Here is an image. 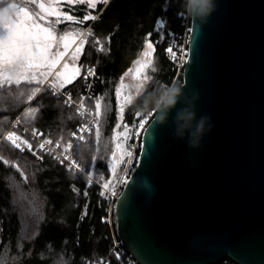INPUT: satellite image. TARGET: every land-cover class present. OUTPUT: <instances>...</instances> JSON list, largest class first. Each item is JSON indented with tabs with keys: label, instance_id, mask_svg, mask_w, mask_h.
Here are the masks:
<instances>
[{
	"label": "water",
	"instance_id": "obj_1",
	"mask_svg": "<svg viewBox=\"0 0 264 264\" xmlns=\"http://www.w3.org/2000/svg\"><path fill=\"white\" fill-rule=\"evenodd\" d=\"M181 85L215 127L192 148L154 114L117 233L139 264H264V0H218L207 24L192 18Z\"/></svg>",
	"mask_w": 264,
	"mask_h": 264
},
{
	"label": "trees",
	"instance_id": "obj_2",
	"mask_svg": "<svg viewBox=\"0 0 264 264\" xmlns=\"http://www.w3.org/2000/svg\"><path fill=\"white\" fill-rule=\"evenodd\" d=\"M76 8V14H86L84 5ZM181 11L180 0H109L90 11L95 20L79 24L84 34L82 72L63 89L80 101L88 87L85 69L94 66L97 77L85 105L95 109L97 123L79 142L82 150L77 151L78 142L72 150L85 171L69 169L66 162L60 164L49 152L41 151V160L7 141L0 144V264H137L123 245L114 250L115 240H121L114 222L117 199L113 201L103 184L109 182L110 188L116 185L112 169L115 132L125 124L137 125L148 112L137 107L140 97L136 95L121 113L116 88L141 56L147 40L154 43L155 50L151 79L144 93L161 83H173L177 69L168 59L167 49L170 34H184ZM161 20L162 27L157 24ZM183 82L184 74L179 83ZM29 94L33 96L31 101L27 100ZM137 111L139 117L135 116ZM18 118L24 125L38 128L52 143L60 140L56 145L63 151L67 141L76 140L71 132L77 133L87 123V117L48 84L34 80L7 85L0 80V136ZM17 130L23 129L18 125ZM133 140L134 135L131 143ZM140 152L141 147L133 170ZM119 175L117 172L115 178ZM101 191L104 196L99 195ZM217 264L237 263L227 259Z\"/></svg>",
	"mask_w": 264,
	"mask_h": 264
},
{
	"label": "snow or ice",
	"instance_id": "obj_3",
	"mask_svg": "<svg viewBox=\"0 0 264 264\" xmlns=\"http://www.w3.org/2000/svg\"><path fill=\"white\" fill-rule=\"evenodd\" d=\"M77 0H68L69 5L75 4ZM103 4H108L109 0H102ZM87 4L90 8L95 9L97 7V0H87ZM40 8L44 9L45 6L43 3L40 4ZM12 10H15L14 15H10L8 19L7 24H0V76L3 77V83L7 85L15 84L19 85L21 81H34L36 80V71L41 68L44 65H47L49 68L54 67L61 59V57L64 56L63 52H59L57 54H51L50 48L52 47L53 42L56 40V36L54 35L51 28L43 27L40 23L36 21V19L33 17V15L29 12V10L17 3H7L5 4L4 0H0V12L8 11L12 12ZM46 11L49 13L54 12L55 10L51 7L47 8ZM63 15L64 19L67 21H77L78 17L76 15H71L67 12L58 14ZM181 17H185L186 13L181 11L180 12ZM84 21H87L89 19L95 20L96 17L92 15L91 12L87 13L82 18ZM157 24L161 27L164 24V21H157ZM189 32L192 31L191 28L187 29ZM91 34V33H87ZM151 33H148V36H151ZM65 44L64 47H68L67 37H65ZM147 49L144 52V55H148V50L153 49V43L151 40L146 41ZM83 47V44L78 45L76 47L74 56H78L81 53V49ZM167 51L169 53H172L173 59H176V55L173 52L172 47H168ZM182 51L183 47H182ZM193 59L197 60L198 57L195 54V50H193ZM187 54L185 52L184 55L181 56V60H186ZM137 64H139V67L136 69L137 77L138 74L147 66L145 63H141L140 61H136ZM148 63H151L149 61ZM64 68L67 69L68 65L65 64ZM89 73L92 72V69L89 68L87 70ZM133 69L129 68L128 71L124 73V76H128L130 72H132ZM60 77H63V81L61 83H56L55 81H50L49 85L51 87H54L56 90H59L62 87V84L64 81L71 82L73 81L77 76L80 75V69L77 67H73L71 72H61L58 74ZM145 80L151 79V77H144ZM121 87H124L128 89L127 94L123 95L121 94ZM121 87L116 88V97L118 99H122L123 103H130L132 99V92L130 90V86L123 84V76L121 77ZM141 87L140 84L136 85V88L139 89ZM39 89H36L38 91ZM20 96L23 95V93H19ZM19 98V97H17ZM33 99V96L29 94L27 96V100L31 101ZM67 102H72V98L69 95ZM96 108H100V101L97 100L96 102ZM29 111H34L33 109H29ZM79 111V109H77ZM120 112H124V108H120ZM153 113H156L155 110H152L148 112L142 119L139 120L138 125H134L136 128L137 135H139L140 130L147 131L145 128V123L148 120L150 116H152ZM141 113L137 111L135 113V116L139 117ZM121 119H123V116H121ZM156 120V117H155ZM119 127V125H117ZM151 127V125H150ZM129 125L125 124L124 129L125 131L122 133L125 140H127L130 137V133L128 131ZM81 132L84 131L83 128L80 129ZM14 132L8 133V138L12 141V143L17 147L20 148L21 144L17 143V139H13L15 137ZM72 137L76 138L77 140V151H81L82 147L80 145V141H84L85 137L83 135L77 136L76 132H71L70 134ZM120 135V134H118ZM97 137H99V130L97 129ZM47 144H52L51 140L46 141ZM57 145L60 144V140H57L55 142ZM23 144L27 145V148L29 150L33 149V145L28 142V140H23ZM46 144L44 142H41L38 144V148L45 149ZM73 148V143L71 140L66 142V147L64 149V152H68L69 149ZM116 149L118 150L119 155L117 152H113L112 156L116 163L113 164V172H115L116 164L123 162V158L126 156L127 161L126 163L128 165L133 164V157L134 153L131 150H128L123 146V143H117ZM51 153V149H46ZM99 151V149H97ZM63 156V153H59L56 155V158L59 160L60 164H64L65 158H69L71 156V153H68V157L61 158ZM41 160H43V156L39 157ZM96 156L92 157V160H95ZM75 166V169L83 173L85 171L84 168L81 167L80 164L76 162L75 159H72L71 162L68 164V168L71 169ZM89 177H91L92 173L89 171L87 173ZM27 179V177H25ZM91 183V181H89ZM103 188L105 190H109L112 195H115L114 188H110L109 182H105L103 184ZM84 195H87V192L84 193ZM100 196H104L105 192L101 191L99 193ZM117 255H119L117 253Z\"/></svg>",
	"mask_w": 264,
	"mask_h": 264
},
{
	"label": "rangeland",
	"instance_id": "obj_4",
	"mask_svg": "<svg viewBox=\"0 0 264 264\" xmlns=\"http://www.w3.org/2000/svg\"><path fill=\"white\" fill-rule=\"evenodd\" d=\"M4 2H5V4H7V3H17V4H20V5L24 6V7H26L29 10V12L33 15V17L36 19V21L38 23H40L43 27L51 28L53 33H54V35L56 36V40L53 42L52 47L50 48V53L51 54H57L59 52H63L64 53V56L61 57L60 61L54 67L49 68L47 65H44L41 68H39L36 71V81L38 80L39 82L41 81L43 84H48V85H49L50 81H55L56 83H61V81H63V77H60L58 74L61 73V72H66V71L67 72H71L73 67L79 68L80 69V74H81L82 66L80 64V57H81V54L83 52V47L81 49V53L78 56H74L73 54L75 53L76 47L78 45L83 44L82 38H83L84 34H83L82 28H81V26L79 24L83 23L85 21L82 19L83 16H80L79 14H76V12H77L76 6L80 7V6L84 5L85 7H87L85 13L86 14L89 13L93 9L88 6L87 0H77V2L75 4H72V5H69L68 0H4ZM100 2H102V0H97V5ZM41 3L44 4V6H45L44 9L40 8V4ZM49 7L53 8L55 11L52 12V13H49L48 11H46V9L49 8ZM65 12H67V13H69L71 15H76L78 17V20L77 21H67V20L64 19L63 15H58V14H62V13H65ZM14 14H15V10H12L10 15H14ZM62 24L64 25V27L61 26ZM65 37H67V42H68V47L67 48L64 47V44L66 42ZM153 46H154L153 49H149L148 50L149 54L147 56L144 55V52L147 49V46H146V48L142 52L141 56L137 60V61H140L141 63H145L147 65L138 74V78H135V77H137L136 69L139 67V64H137L136 62L131 67V69H133V71L130 72L128 74V76H124L123 77V84L130 86V90L132 92V99L136 96V93H137L136 85L140 84L141 87L139 89L144 90L147 82L150 80V79L145 80L144 77H146V76L151 77L152 65H153V54H154V50H155L154 43H153ZM149 61H151V63H148ZM65 64L68 65L67 69L64 68ZM87 67H86V69H87ZM86 69H85V76H86ZM78 77L79 76H77L76 78H78ZM0 80H3L2 76H0ZM73 81H71V83ZM67 83H69V82L68 81H64L63 84H62V87L60 89L64 90L63 87H65L67 85ZM119 87H121V81H120ZM52 88L56 92L55 88L54 87H52ZM127 91H128V89H126L124 87H121L122 96L127 94ZM83 96H82V99H83ZM89 97H91V96H88V98ZM88 98L85 99L84 103H86V100ZM75 101L78 102L77 100H75ZM119 101H120V104H121L122 107H125L128 104V103H123L122 99H119ZM69 103H71V102H69ZM87 109L90 110V111H93V113L96 116L95 123L93 124V127H95L96 123H97L98 115H97L95 109H89L88 107H87ZM128 125H129L128 131L130 133V137L127 140H125L124 136L122 135V133L125 131L124 126L122 128H120V129H118L115 132V135H114L115 152H117L118 155H119V153H118V150L116 149V144L117 143H123V146L125 148H127L128 150L133 151V153H134L133 164L132 165H128L126 163V161H127V157L126 156L123 158V162H120V163L116 164L115 172H113L114 173L113 179L116 180V182H115L116 185L114 187L115 193L117 194L116 199L121 194V192H122L127 180L129 179L130 174L133 171L134 162H135L136 157L138 155L137 154L138 153V149H140V147H142V141H141V139L139 141V135H137L136 128L134 127V125H131V124H128ZM93 127H92V129H93ZM29 128L35 129V128H32V127H29ZM17 131H19V130H17ZM19 132L21 133V135L23 134V137L25 138V140H27V138H29L28 133L23 132V130L19 131ZM118 134H120V135H118ZM41 135H42V133H41ZM132 135H134L133 143H131ZM43 137H45V136H43ZM45 138H48V137H45ZM76 142H77L76 140L73 141V146H74V144ZM30 143L33 145V149L35 147H37V142L36 141H34V142L32 141ZM24 151H26V150H24ZM68 151H70V149ZM39 153H41V152H39ZM114 163H116V162L113 159L112 166H113ZM122 164H124V165H122ZM112 169H113V167H112ZM117 172H120V175L116 179L115 176H116Z\"/></svg>",
	"mask_w": 264,
	"mask_h": 264
},
{
	"label": "clouds",
	"instance_id": "obj_5",
	"mask_svg": "<svg viewBox=\"0 0 264 264\" xmlns=\"http://www.w3.org/2000/svg\"><path fill=\"white\" fill-rule=\"evenodd\" d=\"M183 11L197 20L202 26L217 11L218 0H180ZM10 12H0V24H7ZM140 97L137 107L146 112L155 110L157 123L166 124L170 117L173 121V136L184 140L190 147L198 148L215 123L208 114H198L199 92L189 95L179 82L161 83L153 91L144 93L137 89ZM174 112V116L172 115Z\"/></svg>",
	"mask_w": 264,
	"mask_h": 264
},
{
	"label": "built area",
	"instance_id": "obj_6",
	"mask_svg": "<svg viewBox=\"0 0 264 264\" xmlns=\"http://www.w3.org/2000/svg\"><path fill=\"white\" fill-rule=\"evenodd\" d=\"M184 21H185V31H184V34L182 36H180V37H177L174 34H170V36H169V41H170L169 47H172L173 52L176 55V59H173L172 53H169L167 51L168 59L176 66V69H177V74H176V77H175V79H174L173 82H179L180 81V75L184 74L185 64L189 60V40H190V33L191 32H189L187 29L188 28H191L192 29V18L189 17L186 14V16L184 17ZM182 47H183V50L184 51H182ZM185 52H186L188 58L186 60H181V56L184 55ZM89 68L92 69V72L91 73H89L87 71ZM85 77H86L85 78V81H86V84H87L88 87H87V92L84 94L83 99L81 101L76 102L73 99L72 94L69 91H67V90H62V89L56 90L55 89L58 94L64 96L67 100H68V96L70 95L71 98H72V102L71 103L74 104L77 109H79V112H81L84 116L87 117V123L84 124V125H82V126H80L78 128L77 136H79V135H83L84 136L86 133H89L92 130L93 124L95 123V120H96V116L93 113V111L88 110L87 107H86V105H85V103H84L85 99L88 96L91 95L92 85H93V83H94V81H95V79L97 77V73H96V70H95L94 66H88L87 67V69H86V76ZM154 114L155 113H153L152 116H150L148 118V120L146 121L145 128L148 125V123L150 122V120L153 118ZM18 125H20L22 127L23 132L28 133V135H29V138H27L28 142L30 143L32 141L33 142L36 141L37 142V147H35L32 150H29L27 148V145L23 144V140H25V138L23 137V134L21 135V133L19 131H17L16 128H17ZM81 128L84 129L83 132L80 131ZM9 132H14L16 134L15 137H13V139H17L18 138L17 139V143H20L21 144V147L18 148L19 150L30 151L34 155H37V156L41 157L39 152H41V151L49 152L46 149H51V154L55 158H56V155L59 154V153H63V156L61 158L68 157V153H71V156L69 158H65V162L67 164H69L72 159H75L74 156H73V152H72L73 148L70 149V151H68V152H64L61 149H59L58 146L56 144H54V143L47 144L46 141H48L49 139L43 137L41 135V132H40L39 129H37V128H35V129L29 128L28 126H26L23 123H21V121L19 120V118L16 119V121L13 123V125L10 128H8L2 136H0V144L3 141H7V142L11 143L12 145H14L12 143V141L8 138V133ZM143 133H144V130L142 129L140 131V133H139V141H140V139L142 140ZM41 142H44L46 144L45 149L38 148V144L41 143ZM73 168L75 169V166H73ZM116 196H117V194L112 195L113 201L116 200ZM112 212H113V209L111 207V209H110V218H109L110 221L113 220V218H112ZM121 245H123L122 241L116 239L115 240L114 250L117 247L121 246ZM133 262L139 264L135 259H134Z\"/></svg>",
	"mask_w": 264,
	"mask_h": 264
},
{
	"label": "crops",
	"instance_id": "obj_7",
	"mask_svg": "<svg viewBox=\"0 0 264 264\" xmlns=\"http://www.w3.org/2000/svg\"><path fill=\"white\" fill-rule=\"evenodd\" d=\"M70 83H71V82L67 83V85L70 84Z\"/></svg>",
	"mask_w": 264,
	"mask_h": 264
}]
</instances>
